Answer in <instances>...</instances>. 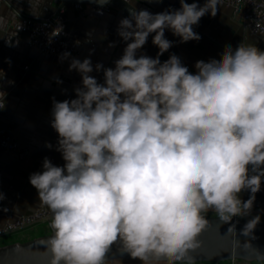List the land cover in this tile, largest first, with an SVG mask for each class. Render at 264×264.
<instances>
[{
	"label": "clouds",
	"instance_id": "clouds-1",
	"mask_svg": "<svg viewBox=\"0 0 264 264\" xmlns=\"http://www.w3.org/2000/svg\"><path fill=\"white\" fill-rule=\"evenodd\" d=\"M91 2L103 15L112 0ZM123 2L128 15L117 34L126 46L114 67L71 58L68 71L81 77L75 98H52L50 126L63 166L45 157L43 170L29 175L39 204L51 213L48 264H106L114 245L141 264H194L209 212L233 234L234 218L251 217L239 229L250 239L236 240L229 259L242 248L247 258L264 261L251 244L261 222L251 213L264 182V51L244 42L225 45L219 59L198 60L192 72L174 53L161 61L174 44L165 32L179 43L199 41L194 26L215 17L222 0H178V9L159 13L138 9V0ZM21 29L18 23L15 34ZM62 33L58 23L49 44ZM150 35L156 56L138 55ZM93 71L103 73L102 83ZM5 75L0 69V82ZM6 96L0 83V110ZM5 199L0 192V202ZM14 227L11 218L0 221V232Z\"/></svg>",
	"mask_w": 264,
	"mask_h": 264
},
{
	"label": "crops",
	"instance_id": "crops-1",
	"mask_svg": "<svg viewBox=\"0 0 264 264\" xmlns=\"http://www.w3.org/2000/svg\"><path fill=\"white\" fill-rule=\"evenodd\" d=\"M199 3L203 5L204 0H199ZM75 4L63 5L61 0H0V17L4 20L3 27H0V69L6 74L0 83L7 93L6 106L0 113V128H9L20 147L25 150L24 157H20L18 152L0 146V192L6 196V199L0 202V208L9 209L7 213L0 211V221L30 213L41 206L37 190L29 183V175L43 170L42 163L45 157L54 165L64 164L61 154L55 150L58 135L51 128L50 121L52 98L55 97L57 101L73 99L74 88L81 84L80 74L74 70L68 71L70 59L90 58L93 65L102 63L105 67H114V61L120 58L126 46L117 34L119 21L128 15L126 11L113 5L110 12L95 17L79 10ZM82 4L83 9L88 11L89 4ZM136 7L151 13H159L168 8L178 9L180 5L178 0H163L162 3H157L156 0H138ZM32 11L40 14L39 17ZM57 13L67 18L68 29L80 41L79 54L71 55L66 60H61V55H48L39 48L28 45L24 35L19 32L15 34L16 28L13 26L15 21L23 17L45 18ZM194 31L201 36L199 41L179 43V37L175 36L181 58L192 72H195L194 65L198 60L219 59L225 45L235 48L244 42L254 44L264 51V38L249 32L241 18L230 8L222 9L215 17L205 15L199 24L194 26ZM88 33H91L90 43L86 42L89 39ZM165 36L172 41L173 34L170 31L166 30ZM69 42H73L72 37L69 38ZM110 42H115V47L110 48L108 46ZM139 54L156 56V47L152 44L150 36ZM91 75L99 82H103L102 72L93 71ZM57 79L62 83L57 84ZM9 81L14 83L9 84ZM46 143H51L53 148H47ZM239 195L242 200L249 198L248 191H243ZM14 207L19 211H14ZM251 215H260L264 218V182L260 192L256 193ZM44 223H47V227L36 234L27 231L30 227L16 232L18 237L11 238L26 240L48 234L51 231L49 222ZM3 238H0V241ZM235 264H264V261L239 260Z\"/></svg>",
	"mask_w": 264,
	"mask_h": 264
},
{
	"label": "built area",
	"instance_id": "built-area-1",
	"mask_svg": "<svg viewBox=\"0 0 264 264\" xmlns=\"http://www.w3.org/2000/svg\"><path fill=\"white\" fill-rule=\"evenodd\" d=\"M75 6L79 10L95 17H101L110 12L113 8V4L110 3L102 9L103 15H99L97 14L98 6L96 4H89L90 8L88 11L83 9L82 3H76ZM224 8L232 9V11L241 18L245 28L249 32L261 35L264 38V0H222L218 12L222 11ZM18 23L22 25V29L18 32L24 35L27 44L39 48L45 54L62 55L64 52H69L71 55H77L80 52L79 46L75 43L78 38L68 29L67 18L60 13L45 18L23 17L15 21L13 26L16 28ZM58 23L63 25V33L55 37L49 44L48 33H50ZM71 37L73 38V42H69V38ZM1 111L2 110H0V113ZM0 146L4 149L18 152L20 157H24L25 155V150L20 147L18 140L13 137L9 128H0ZM50 217L51 213L43 206L37 207L30 213L16 215L11 218V220L15 222L16 227L6 232H0V238L40 223L49 222ZM229 262L235 264L236 259H232ZM206 263L209 262L201 264ZM106 264H141V262L139 260L123 259L106 261ZM158 264H165V262L161 261L158 262Z\"/></svg>",
	"mask_w": 264,
	"mask_h": 264
},
{
	"label": "water",
	"instance_id": "water-1",
	"mask_svg": "<svg viewBox=\"0 0 264 264\" xmlns=\"http://www.w3.org/2000/svg\"><path fill=\"white\" fill-rule=\"evenodd\" d=\"M62 4L66 3H86L95 4L91 0H61ZM114 6L119 7L127 12L128 5L123 2V0H112L111 2ZM128 13V12H127ZM151 39L152 36L150 35ZM172 41L174 42L171 51L164 53L160 59L162 61L167 60L170 54H176L180 57L183 62L179 49L176 44L175 36L173 35ZM156 47V46H155ZM158 52V48L156 47ZM251 217L244 218H234L233 223L237 220V234L228 233V224H223L220 222L216 214H207V219L209 221L207 229L201 234L199 239L202 242V247L197 251L193 252L192 255L196 257L194 263H204V262H221L229 259L233 244L236 240H239L243 244L246 240L250 238L239 235V229L243 227L247 219ZM50 225V221H49ZM51 229V227H50ZM53 234L52 229L50 233L45 235L36 236L27 240H16L9 243L0 245V264H48L49 256L45 252V244L47 239ZM256 239L251 240V244L254 248L258 249L261 253H264V218H261L260 224L257 226L255 233ZM119 245H114L108 254L106 261L131 259L126 254H121L118 250ZM239 257L235 259L253 262L261 261L249 259L246 257V253L241 248L238 250ZM187 263V262H184Z\"/></svg>",
	"mask_w": 264,
	"mask_h": 264
},
{
	"label": "rangeland",
	"instance_id": "rangeland-1",
	"mask_svg": "<svg viewBox=\"0 0 264 264\" xmlns=\"http://www.w3.org/2000/svg\"><path fill=\"white\" fill-rule=\"evenodd\" d=\"M47 227V223H40V224H37V225H34L33 227L30 228V230H27V231H32L33 233H38L40 231H42L43 228H46ZM19 233V232H18ZM11 237H18V234L14 233V234H10L8 235L7 237L5 236L3 238L2 241H0V245L2 244H5V243H9V242H12V241H16V240H24V239H21V238H16V239H13ZM27 240V239H26ZM230 260H226V261H221V262H229ZM236 261H239V259H236ZM241 261V260H240Z\"/></svg>",
	"mask_w": 264,
	"mask_h": 264
}]
</instances>
